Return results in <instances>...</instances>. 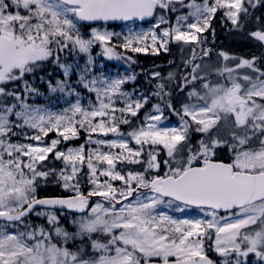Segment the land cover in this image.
<instances>
[{
  "label": "snow or ice",
  "instance_id": "snow-or-ice-1",
  "mask_svg": "<svg viewBox=\"0 0 264 264\" xmlns=\"http://www.w3.org/2000/svg\"><path fill=\"white\" fill-rule=\"evenodd\" d=\"M176 3L183 5L184 0H0V97L11 96L18 101L20 110L15 111V116L23 120L22 125L13 124L9 115L17 104L7 106L0 100V218L22 223L37 206H66L81 212L90 208V212L71 221L74 230L61 226L56 216L44 212L36 214L47 215L52 231L43 227L14 233L0 229V264H151L152 258L170 264V257H175L171 264H214L205 254L203 243L211 229L215 230V251L220 255L236 253L246 257L255 253L264 259V71L255 66L256 57L241 58L235 68L217 70L221 76L226 73L227 79L213 84L200 75L207 66L194 63L193 49L192 60L186 61L192 65L191 72L184 77V83L202 81V93L193 88L188 96L197 102L183 103L180 109L165 102L180 118L179 127L159 126L163 113L157 104L154 109L160 114L146 113L141 126L126 135L120 132V125L129 124L126 117H136L148 102L147 96L134 99L133 94L122 91L121 86L134 80V75L94 77L90 81L82 76L81 81L96 93L98 103L84 107L77 100L61 113L33 107L23 102L19 92L6 90L9 82H19L33 73L40 62L50 57L58 61V53L69 44L80 53H90L98 43L105 56L120 59L116 48L145 52L146 46L136 45L149 39L153 52L168 51L171 41L203 43L199 34L210 27L220 9L237 28L242 27V15H248L245 0H192L187 5L192 11L177 16L174 26L159 32L130 30L119 44L112 41L120 33L92 28L90 37L85 38L78 27L80 21L144 19L157 9L176 11L172 7ZM190 17L194 22H189ZM167 23L161 16L156 28ZM251 35L264 42V30ZM208 55L203 50V56ZM220 55L229 59L226 53ZM61 67L67 76L71 66ZM244 67L252 69L253 75H235ZM153 76L159 77V73ZM67 87L66 81L50 85L51 91L63 92ZM157 88L155 95H170L164 92V84ZM24 90L36 91L26 80ZM24 126L36 131L30 137L38 142L35 146L10 142L12 128ZM193 128L202 134L195 144L190 135ZM81 130L88 133V142L95 143L96 148L86 152L82 144L66 152L58 150L62 141L78 138ZM53 132L57 138L44 144L43 138ZM109 133L117 138L92 140L93 134L107 137ZM129 138L136 148L129 146ZM253 143L257 146L253 147ZM222 146L232 153L230 162L216 158V150ZM161 149L166 151L168 159L162 163L168 170L163 175H151V170L161 167ZM49 154L64 162L59 172L41 170ZM125 163L146 167L138 172L118 170L117 166ZM85 165L92 186L87 195L81 191L80 183ZM52 175L73 195L37 198L38 180ZM117 181L122 182V187L115 186L113 182ZM139 190H147V194ZM134 193H138L135 200L124 203ZM92 197H100L102 202L92 206ZM174 202L207 206L211 219L177 220L157 211L158 206L167 203L172 207ZM117 204L122 205L118 210ZM220 209L230 216L217 219ZM236 264H240L238 259Z\"/></svg>",
  "mask_w": 264,
  "mask_h": 264
},
{
  "label": "rangeland",
  "instance_id": "rangeland-1",
  "mask_svg": "<svg viewBox=\"0 0 264 264\" xmlns=\"http://www.w3.org/2000/svg\"><path fill=\"white\" fill-rule=\"evenodd\" d=\"M257 0H251L250 4H255ZM192 0H184V4L181 5L180 3H176L172 5L176 9V11H171L170 9H157V12L154 14V16L146 21V22H136V21H130V22H125L119 25H108L105 23H100V24H95L91 26H83L81 22L79 23L78 27L80 28V32L82 35H84L85 38H89L91 34L92 28H97L101 31L107 30L109 32H115V33H120V37H114L112 44H119L122 42V37L124 35H127L129 31H133L136 33L139 32H150V31H157L159 32L165 27L169 26H174L176 24V17L177 16H184L188 15L192 10L187 7L189 3H191ZM197 3H201L202 0H196ZM249 3L248 0H245V4ZM246 7V5H245ZM21 12L23 13L24 10L20 9ZM163 16L166 21L169 23L167 24H160V28L157 29L156 25L159 22V18ZM221 18L223 20H221ZM263 19H264V14H263ZM189 22H194V18L190 17ZM220 22L221 25L225 26H232L233 24L231 21L225 16V10L220 9L217 11L215 16L211 19L210 21V27L206 29L203 33L199 34L201 39L203 40V43H181V42H176V41H171L168 44V47L171 44H182L183 46L191 45L193 49H195V60L194 63L200 64L203 66H207V68L200 72L201 76H208V74L215 73L217 74V70H221L225 67L227 68H233V64H239L241 58L243 59H250L247 58L246 56H243L239 53L255 49L257 47V43L262 44L264 48V42H261L257 40L255 37L251 36L254 41L250 42H236L232 41L230 43H225L223 40L218 39V45L222 46L219 48L214 54H209L207 57H202L200 56L203 53V50H206L208 44H207V39H206V33L210 32L212 30V25L214 23ZM70 47L71 44H69ZM139 47H147V51L152 50V44L151 40L149 39L145 43H142L140 45H136ZM73 49V47H72ZM74 50V49H73ZM161 49L160 51H162ZM76 55L73 56H67L64 55L62 58H59L57 61L55 57H50L47 60H52L51 66L54 69V74L51 77H45L43 75L39 76L37 82L39 84H43V87H37L34 85V83L28 79V77H25L20 80L19 82H9L6 85V90L11 92V91H17L19 92L23 97L24 103H27L29 105H32L33 107H42L47 109L51 113H61L64 109H68L71 107L72 104L76 103L77 100L81 103L82 106L88 107L91 104H97V95L94 91H89L88 87H85V83L81 81V77L84 76L86 81H90L91 79L95 78H100L103 79L104 77H107L109 79H115V78H121L125 76H135L134 80H128L125 84L121 86L122 91L131 93L133 94L134 99H139L142 96H147L149 102H151L150 109L148 110V114H154V115H159L160 113L156 112L154 109V105L159 104L161 109H162V119L159 122V126L162 128H171V127H179L181 121L180 118L175 115L169 108L168 111L166 112V104L163 102L161 99V96H157V98H154L152 96V92H154V89H151L149 91L143 90L141 87L138 85H135L137 83L138 79V73H136V70L132 66L133 64L132 59L135 58L138 52H132L130 49H123V48H116V51L120 54V59H117L115 57L109 58L103 54V47L99 45L98 43L93 45L92 48L90 49V53H80L78 49H75ZM159 51V52H160ZM193 51V50H192ZM146 52V51H145ZM226 53L229 56L228 60H225L220 53ZM132 53V54H131ZM158 53V52H156ZM77 55H83V58L77 57ZM89 55L91 56V63H89ZM237 56V61L236 62H231L232 59ZM128 57H131V60L127 59ZM193 55L188 58L189 60H192ZM135 60V59H134ZM46 61V60H45ZM261 65L260 63H255V65ZM61 65L68 66L70 65L71 67L68 70V75L65 76V69L61 67ZM261 66H258L257 68H260ZM185 68V69H184ZM192 65L188 64L185 66H182V71L183 75L177 73L178 72V67L175 66L172 70L166 72L165 74H160L159 72L151 71L149 73V77L152 78L154 73H159V77L162 76V79H168V78H175L178 77L175 74H179V78H181L182 81H184V77L188 76V74L191 72ZM247 68V67H244ZM244 68H240V74H248L252 75V73L247 72L244 70ZM188 70V72H187ZM172 74L171 77L169 74ZM29 74V73H28ZM31 74V73H30ZM258 75V73H257ZM206 76V78H207ZM219 78V77H218ZM25 80L28 82V85L30 88H34L36 91H28L25 92ZM207 80L212 83L208 78ZM57 81H66L68 87L66 88L65 91L61 92L59 90L57 91H51L50 85L52 87L56 86ZM198 81V82H197ZM194 81L192 82L193 85L189 87L187 90V94L195 88L197 91H200L202 93V81ZM226 81L222 82H214L215 83H225ZM189 85V84H188ZM78 94V95H77ZM188 96V95H187ZM0 100L3 101L4 104L7 106H11L12 104H17V108L14 109V112L9 115L10 121L13 122V124L17 125H22L23 120L19 119L15 116V111H19V102L16 101L13 97H0ZM197 100L195 97L189 98L188 96V101L187 103H196ZM121 105H117V107H120ZM177 109V108H176ZM167 113V115L165 114ZM119 115V113H117ZM127 119L129 121L132 120V116H127ZM144 120H145V115H144ZM12 132L14 133L9 137V140L13 144H33L34 146L38 143L37 141L31 140L30 137L36 134V131L34 129H31L27 126L24 127H13ZM120 132L123 134H127L130 131V129L120 128ZM194 128L193 131L190 133L192 136V133H194ZM196 133V132H195ZM202 136V134H200ZM201 136H198V138L193 142L195 144ZM56 133H49L48 137L43 138V143L48 144L51 142L52 139H55ZM115 139L116 134L109 133L107 137H104L102 135H97L93 134L92 140L94 141L95 139ZM85 145V151L87 152L89 149L96 148L97 145L95 143H89L88 142V133L85 132L84 130L80 131L79 137L76 139H72L69 141H62L61 144H59L58 150L60 151H67L68 148H76L79 147L80 145ZM256 144H253L255 146ZM43 146V145H42ZM129 146L136 148L137 146L135 145V142L129 138ZM257 146V145H256ZM104 151H111L113 153H117L119 150L118 149H107L104 148ZM166 154V151H165ZM217 154V153H216ZM167 155V154H166ZM49 156H53L52 154H49ZM6 158V157H5ZM61 162V168L64 167V162L62 160H59ZM118 170L121 168L123 169L124 172L131 171L127 168V163L124 165H118ZM137 172V171H133ZM88 169L86 165L83 167V172L81 176V191L85 194L88 193L91 189L92 186L88 183ZM101 180L104 179V177L100 178ZM115 186L117 187H122V182H113ZM61 188L64 190V192L67 193V195L73 194L70 190H66L62 186V182H60ZM84 187H87L85 190L83 189ZM147 194V192H145ZM136 198V195L132 196L129 198L127 202H132ZM97 202H102V200H97L95 201L92 206L95 205ZM176 202L173 203L172 207H168L167 203L164 205L158 206L157 211L158 212H164L167 215L173 217L174 219L177 220H207L211 219L209 215H207L208 212L211 211V209L208 208H192L188 206H184L179 204V207H177ZM106 207L108 206L107 204L105 205ZM122 206L121 204H118L117 210L119 207ZM37 212H44V213H50L54 216L57 217L59 220V223L61 226L68 227L70 230H74L71 228V221L74 219H79L82 215L87 214L90 212V209L86 213L82 214H73L71 213H65L64 216L65 218L62 219L61 215H57L56 211H50L47 209L39 208L36 209L32 214L31 217H28L23 220V222H17V223H8V222H0V229H3L5 231H8L9 233H14V232H24V231H30L32 228H40L43 227L46 231H52V226L49 225L48 223V218L47 215H37ZM230 213H225V214H218L217 213V219L220 217H229ZM223 223V221H221ZM25 225H28L26 228ZM53 234V242H56V237L54 231L52 232ZM204 243V251L205 254L209 255L211 253L213 262L214 264H236L237 259L240 261V264H264V259L257 257L255 253H249L248 256H242L238 255L236 253H230L227 257L220 255L215 251V230L211 229L209 230L208 234L204 237L203 240ZM90 251V248H89ZM156 260H160V258H152ZM169 259H175V257H170Z\"/></svg>",
  "mask_w": 264,
  "mask_h": 264
},
{
  "label": "trees",
  "instance_id": "trees-1",
  "mask_svg": "<svg viewBox=\"0 0 264 264\" xmlns=\"http://www.w3.org/2000/svg\"><path fill=\"white\" fill-rule=\"evenodd\" d=\"M245 5L248 8V15L247 17H244L242 15L241 17L242 27L237 28L233 25L224 27V25H221L220 22H217L212 25V30L206 33L205 37L207 39V44H208L206 50L209 52V54H214L219 48L227 45V43H230L232 41H236V42L254 41V39L251 37L252 36L251 33L257 30H264V19H263L264 0H257L255 4L246 3ZM221 20L223 19L221 18ZM218 39L223 40L225 45L219 46ZM192 50L193 48L191 45L183 46L182 44L175 43V44H171L168 47V51L162 50L156 53L150 49V51L138 52L135 58H133L131 62L133 64L132 66L136 70V73H138V79L135 85H138L146 92L149 91L150 88L154 89V92H152V96L154 98H157V95H155V93L158 91L157 85L164 84L165 85L164 92L170 93V95L163 96V98L161 99L163 100L164 103L166 101H170L175 108L180 109L183 103H187L188 101L187 90L191 85H193L192 83L189 85H185L184 81H182L181 78H179L180 76L179 74L183 75V71L181 70L182 66L188 65L186 64V61H188V58H190L193 55ZM67 54L70 57L76 55L77 53L70 46L58 53L59 58H62L64 55L67 56ZM239 54L246 56L247 58L250 59L256 57L257 59L255 63H260L261 65L258 64V66H261L260 67L261 71H264V48L262 44L257 43V47L255 49H251ZM200 56L204 57L203 53ZM77 57L83 58L84 56L77 55ZM236 61H237V56H235V58L231 60V62H236ZM51 64H52L51 59L40 62L36 70L31 74L30 73L27 74L26 77H28V79H30L37 87H43V84H39L37 80L41 75L52 78L54 74V69L51 66ZM175 66L178 67L177 73L179 74H175L178 77L175 78L171 77L168 79H162L163 78L162 76L160 77L152 76V78L149 77V73L151 71L156 70L160 74H165L166 72L172 70ZM244 70L250 73L253 72V70L250 68L249 69L245 68ZM218 77H220L218 73L217 74L211 73L208 74L207 76L209 80L219 79ZM149 100L144 105V107L139 111L138 115L132 118L129 124H121L120 128L123 129L127 127V129H130V131H132L133 129L141 126V124L144 122V115L150 109L151 102H149ZM167 111L168 108H166V112ZM165 114L167 115V113ZM198 136H201L200 133H195V132L192 133L191 136L192 143L198 138ZM216 153H217L216 158L219 160L229 161L232 158V153L229 151V148L227 146L219 147L216 150ZM142 159H146V157H142ZM165 159H168V157L165 154V150L161 149L160 155L158 156V160L161 161V167L159 169L151 170V175H156V174L163 175V173L168 170L167 167L162 163V161ZM145 167L146 164L141 165V164L127 163V168L131 171H137V172L143 171ZM60 168H61V162L57 160L54 156H49L48 159L44 162V168H42L41 170L47 171L49 169H55L57 172H59ZM86 188L87 187H84L83 189L85 190ZM39 195L61 196V195H67V193L64 192V190L61 188V184L57 176L52 175L49 176L47 179L41 178L38 180L36 196ZM47 210L50 211L55 210L57 215L62 216V219L65 218L64 216L65 213L66 214L71 213L57 209H47ZM31 214L28 217H31ZM73 214L75 213H71V215Z\"/></svg>",
  "mask_w": 264,
  "mask_h": 264
},
{
  "label": "water",
  "instance_id": "water-1",
  "mask_svg": "<svg viewBox=\"0 0 264 264\" xmlns=\"http://www.w3.org/2000/svg\"><path fill=\"white\" fill-rule=\"evenodd\" d=\"M152 17V16H151ZM151 17H145L144 19H140V18H134L132 20H137V21H145V20H148L150 19ZM128 21H131V20H128ZM83 24L85 25H91V24H95V23H100V22H105V21H81ZM123 22H126V21H123V20H110V21H106V23L108 24H115V23H123ZM139 191H143V192H147V190H139ZM136 193H134L133 195H135ZM87 195V194H85ZM72 195H59V196H54V195H43V196H39L37 198H52V197H59V198H67V197H70ZM95 198H99V199H102L100 197H92L89 201L90 205L92 203V201L95 199ZM190 206H194V207H207V206H197V205H190ZM52 208V209H62V210H67V211H72V212H76V213H84L86 212L89 208H86L83 212H81L80 210L78 209H68L66 206H37L36 208ZM208 208V207H207ZM218 212H226L225 210L223 209H220V210H217ZM0 220L2 221H6L4 218H0ZM8 222H12V221H8ZM209 259H211L209 256H208ZM212 260V259H211ZM174 260H170V264L171 262H173ZM151 264H162L161 261H151Z\"/></svg>",
  "mask_w": 264,
  "mask_h": 264
},
{
  "label": "flooded vegetation",
  "instance_id": "flooded-vegetation-1",
  "mask_svg": "<svg viewBox=\"0 0 264 264\" xmlns=\"http://www.w3.org/2000/svg\"><path fill=\"white\" fill-rule=\"evenodd\" d=\"M224 75H227V74L225 73ZM235 75H238V73L236 72V73H235ZM226 79H227V78H226ZM226 79H223V80H225V81H226Z\"/></svg>",
  "mask_w": 264,
  "mask_h": 264
}]
</instances>
